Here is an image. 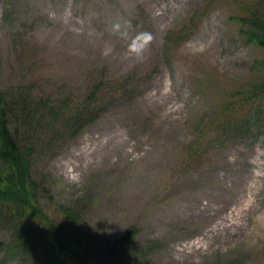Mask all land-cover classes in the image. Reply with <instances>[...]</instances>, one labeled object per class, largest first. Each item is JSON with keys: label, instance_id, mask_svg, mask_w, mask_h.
<instances>
[{"label": "rangeland", "instance_id": "374dc122", "mask_svg": "<svg viewBox=\"0 0 264 264\" xmlns=\"http://www.w3.org/2000/svg\"><path fill=\"white\" fill-rule=\"evenodd\" d=\"M208 1L22 0L8 21L0 0L6 96L22 89L76 103L98 81L137 88L102 103L78 133L48 147L43 137L26 141L53 220L62 219L56 204L79 200L78 230L114 239L136 227L137 244L156 246L150 264H264V129L220 148L194 145L201 118L258 77L251 66L264 50L245 43L231 18L236 3L253 0ZM191 14L201 17L193 33L164 51L165 34Z\"/></svg>", "mask_w": 264, "mask_h": 264}, {"label": "trees", "instance_id": "16d2710c", "mask_svg": "<svg viewBox=\"0 0 264 264\" xmlns=\"http://www.w3.org/2000/svg\"><path fill=\"white\" fill-rule=\"evenodd\" d=\"M22 0H3V19L11 20L15 6ZM210 0L207 3L212 5ZM239 14L231 18L238 24V35L248 45L264 50V4L253 0L236 3ZM205 8V9H207ZM205 11H203L204 13ZM201 19L188 17L180 28L170 29L164 38V51L174 52L176 46L190 37ZM258 77L237 90H228L220 107L209 117H202L196 126L198 147H222L238 138H257L264 129V59L251 66ZM98 81L76 103L34 99L19 89L6 96L0 91V264L36 262L37 264H150L149 256L156 247L137 244L136 227L127 228L114 239L104 238L95 230H78L81 203L70 207L55 205L59 222L41 207L39 196L48 188L31 175V145L26 140L43 137L48 147L65 135L78 133L94 120L98 107L114 98L134 97L136 87L128 79ZM207 118V119H206ZM23 139V141L21 140ZM206 139V141H205ZM194 142V141H193ZM193 147V145H192ZM38 253L45 255L36 260Z\"/></svg>", "mask_w": 264, "mask_h": 264}]
</instances>
